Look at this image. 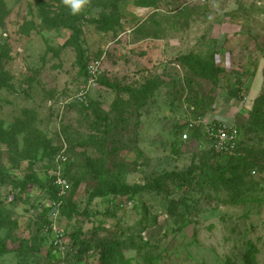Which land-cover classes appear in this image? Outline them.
<instances>
[{
	"label": "rangeland",
	"instance_id": "obj_1",
	"mask_svg": "<svg viewBox=\"0 0 264 264\" xmlns=\"http://www.w3.org/2000/svg\"><path fill=\"white\" fill-rule=\"evenodd\" d=\"M236 86L241 147L217 156L198 126ZM0 264H264V0H0Z\"/></svg>",
	"mask_w": 264,
	"mask_h": 264
},
{
	"label": "trees",
	"instance_id": "obj_2",
	"mask_svg": "<svg viewBox=\"0 0 264 264\" xmlns=\"http://www.w3.org/2000/svg\"><path fill=\"white\" fill-rule=\"evenodd\" d=\"M79 52V56H78V63L82 66L83 69H85V74L89 75V79L90 78H94V76H92L90 73H89V70H88V61L85 62V64L82 62V55H81V52L80 50H78ZM190 59H192L194 61V63L198 66V68L200 69V71L202 72V74L204 75H207L209 74V68L206 66V64H204L203 62H201L198 58L194 57V56H189ZM88 64V65H87ZM96 81H98V79H96ZM94 80V82H96ZM109 87H112L113 86H109ZM232 89H236V93H238V95H240L242 93V89L240 88V86H236L235 88H231ZM128 93L130 94H133V92L131 90H128ZM77 99V98H76ZM76 101L79 102V104L81 105V107L83 109H87L90 107V102L87 100V91H82L81 95L79 96V99H77ZM250 117H254V115H250ZM211 124H218V123H215V122H210ZM200 129H201V136H199L198 138L195 139V141L197 142H203V141H207V135L204 134L203 132V127L201 126H198ZM194 129V127H193ZM189 136V134H188ZM187 141H190V139L188 138ZM241 143H242V136H241V132H240V127H238V138H237V147L235 149V151L232 153V154H219V153H216L213 149H211L209 146H208V151L216 154L217 156H222V157H230V156H235L236 153L238 152V150L240 149L241 147ZM60 153V152H59ZM58 154V153H57ZM56 154V155H57ZM59 155V154H58ZM57 155V156H58ZM62 155L64 157H66L64 155V152L62 153ZM56 156V158H57ZM54 158V157H53ZM66 162V161H65ZM65 162H61V161H58V163L56 162V166H61V172H62V176L64 179L65 176H64V164ZM249 166V164L247 163H242V164H238L236 166H234L233 169H241V168H247ZM55 170H57V167L54 168ZM54 170V171H55ZM217 170L221 173H227L230 171L229 168L227 167H222V168H217ZM187 174H190L192 173V170H188L186 172ZM185 175V173H182V174H178L176 176L174 175H167V176H172V177H178V178H182L183 176ZM55 179H56V176L53 177V180L52 179H49L45 184V188H46V192L47 194H49V198L50 199H53L57 204H58V210H59V214L60 215H63L64 217H66V219L68 221H71L73 219V213H74V210L70 207V205L65 201V198L60 195V187H58L57 185L55 186ZM67 180V179H66ZM36 182L37 184H40L41 181L40 180H37L36 178L34 177H26L24 182L22 183V185H25L26 182ZM68 184H69V189H70V183L69 181L67 180ZM159 186V182H155L153 185L152 184H146L145 186L142 187V189H146V188H154V187H158ZM68 189V190H69ZM67 190V191H68ZM108 192L104 191V192H99V193H96V194H93L94 197H102V196H105L107 195ZM119 193L121 194H128V193H133V191L131 190H123V191H119ZM58 194V195H57ZM48 208L44 209L40 214H39V217L41 219V226L42 227H45L46 230H49V231H52L51 230V224L52 222L49 220L47 221V218H46V213L48 212ZM79 234H80V230H74L73 232L69 233V237L73 239V242L74 244H78L82 250L87 253L89 252V249H90V242L88 240H79ZM64 235V234H63ZM59 247V245H57ZM56 246V247H57ZM108 252V253H107ZM107 252H105L103 255H101V258H106L107 256L109 257L110 255V250H108ZM248 258V255H246V259ZM247 262V260H246Z\"/></svg>",
	"mask_w": 264,
	"mask_h": 264
},
{
	"label": "built area",
	"instance_id": "obj_3",
	"mask_svg": "<svg viewBox=\"0 0 264 264\" xmlns=\"http://www.w3.org/2000/svg\"><path fill=\"white\" fill-rule=\"evenodd\" d=\"M99 65V62H90L88 66L89 73L94 76L96 73V68ZM94 80L89 79L88 84H93ZM81 95V94H80ZM240 97L242 94L239 95ZM239 97V98H240ZM201 127H203V132L205 135H207V141H201V145L204 147L209 146L211 149H213L216 153L219 154H232L236 147H237V138H238V126L235 123L231 124H225V123H218V124H211V123H202L200 122ZM191 128H193V125H190ZM182 138L184 140L188 139V134L184 133L182 135ZM58 161L65 162L66 157L62 156H57L56 162ZM55 185L60 187V195H63L64 193L67 192L69 189V184L66 179L63 178L62 172H61V166H57V171H56V179H55ZM56 212L53 211L51 213L52 215V222L51 224V230L53 231L55 235V244L61 245V241L63 239V232L56 225V217L57 213L59 215V210L57 208Z\"/></svg>",
	"mask_w": 264,
	"mask_h": 264
},
{
	"label": "crops",
	"instance_id": "obj_4",
	"mask_svg": "<svg viewBox=\"0 0 264 264\" xmlns=\"http://www.w3.org/2000/svg\"><path fill=\"white\" fill-rule=\"evenodd\" d=\"M223 98L225 102L224 104H222V107H224V109L222 108L220 109V107L216 109L211 114L210 121H213L215 123H226V124H231L235 122L236 124H239L238 120L241 119L242 108L241 110H239L240 108L238 107L239 95L238 93H236V89H232V90L230 89L229 92H227L226 94L224 93Z\"/></svg>",
	"mask_w": 264,
	"mask_h": 264
},
{
	"label": "clouds",
	"instance_id": "obj_5",
	"mask_svg": "<svg viewBox=\"0 0 264 264\" xmlns=\"http://www.w3.org/2000/svg\"><path fill=\"white\" fill-rule=\"evenodd\" d=\"M64 2L70 8L72 14H78L87 3V0H64ZM236 125L239 127L238 124Z\"/></svg>",
	"mask_w": 264,
	"mask_h": 264
}]
</instances>
